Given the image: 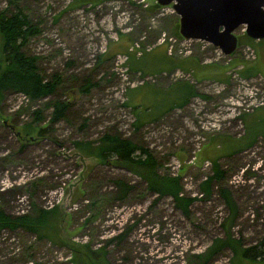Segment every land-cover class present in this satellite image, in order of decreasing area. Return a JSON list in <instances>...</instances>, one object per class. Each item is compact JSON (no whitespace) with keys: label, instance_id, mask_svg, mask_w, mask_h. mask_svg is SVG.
I'll return each mask as SVG.
<instances>
[{"label":"rangeland","instance_id":"obj_1","mask_svg":"<svg viewBox=\"0 0 264 264\" xmlns=\"http://www.w3.org/2000/svg\"><path fill=\"white\" fill-rule=\"evenodd\" d=\"M155 4L0 0V12L9 15L17 6L38 22L39 34L22 50L39 56L45 77L57 72L62 79L47 99L34 102L19 92L0 98V207L17 215L33 204L56 206L60 238L86 246L105 264H264L251 252L233 256L230 247L201 258L227 237L264 252V38L248 37L241 25L236 50L224 55L206 41H184L171 4ZM2 45L0 33V70ZM190 58L199 75L182 68ZM246 69L255 74L244 75ZM86 76L92 86L79 91ZM178 81L184 84L172 86ZM188 85L196 93L189 95ZM184 97L183 106H174ZM68 98L66 117L38 135L52 112L44 104ZM36 109L44 119L28 127ZM135 110L155 118L135 128ZM106 131L148 148L158 172L178 178L181 195L193 199L187 213L130 171L74 148L79 140L95 144ZM213 162L223 175L206 194ZM114 179L133 186L125 197H117ZM72 253L21 228L0 231V264H72Z\"/></svg>","mask_w":264,"mask_h":264},{"label":"trees","instance_id":"obj_2","mask_svg":"<svg viewBox=\"0 0 264 264\" xmlns=\"http://www.w3.org/2000/svg\"><path fill=\"white\" fill-rule=\"evenodd\" d=\"M72 2L73 4L77 3L76 1ZM83 3L94 4L95 2L91 3L89 1H84ZM155 5L160 7L157 3ZM39 32L38 22L32 23L26 13L23 12L22 8L16 6L15 12L9 15L5 14L3 11L0 12V33L3 38L2 50L6 61L4 68L0 70V98L4 92H19L30 99V101L35 102L40 99H47L57 91L62 81L60 74L56 72L48 76V78L45 77L37 65L39 56L27 54L22 50L23 45L29 41V38L39 34ZM171 66L173 65L170 64L167 68ZM245 72L244 75H249V73L255 74L247 69ZM175 84H184V82L178 81L172 86ZM91 86L92 82H90L89 78L86 76L83 78L79 91L87 92ZM141 90H143V94L145 90ZM79 91L77 90L76 92ZM194 93L196 92L192 89L189 95H193ZM72 98H75V94H73ZM71 100L72 99L69 98L68 100H52L44 104L45 108L51 107L52 112L46 127L38 125V135H42L44 131L52 130V125L56 121L66 117L65 113L69 109ZM185 100V97L184 99L182 98L179 102L175 103L174 106H183L186 102ZM135 111L136 122H133L135 128L139 127V125L145 121L143 119L149 121L155 118L143 116L139 114L137 110ZM43 119L44 117L41 114V110L36 109L34 111L33 121L27 124V126L32 127L40 123ZM262 132H264V130H262ZM29 139L34 140L37 139V137H29ZM74 148L85 156H94L102 164L130 171L145 181L147 189L150 192L158 196H170L175 206L181 208L184 213H187V207L193 199L181 195V188L178 184L177 177H172L167 174L161 175L158 172L159 163L156 162L150 150L143 145L128 137L122 136L119 132L106 131L97 138L95 144L89 140H79L74 142ZM222 175L223 172L220 170L219 165L213 162L212 175L203 183V191L208 194V185L210 181L213 178L218 179ZM113 183L120 188V193L117 195L118 198L125 197L133 187L122 179H114ZM220 192L225 197L230 209L234 210L226 190L220 189ZM58 215L59 212L56 206L50 209H44L33 204L30 213L17 215H11L0 207V231L2 229L14 230L16 228H21L34 234L38 239L46 238L53 243L63 244L73 251L72 264H100V260L102 264H105L102 258L99 259L98 257L91 256L90 252H93L86 246L69 244L60 238L57 231ZM261 244L264 245V240ZM223 247H230L233 256L237 253H244L250 256L249 252H251V258L254 260L264 258V252L261 248L258 249L257 246H254L242 249L238 241L230 239L229 237L226 239H217L215 243L209 247L207 252L201 255V258L207 259L213 253L220 251ZM102 254L100 253V256Z\"/></svg>","mask_w":264,"mask_h":264},{"label":"water","instance_id":"obj_3","mask_svg":"<svg viewBox=\"0 0 264 264\" xmlns=\"http://www.w3.org/2000/svg\"><path fill=\"white\" fill-rule=\"evenodd\" d=\"M154 1L161 6L171 4L183 38L206 41L224 55L236 50L235 30L241 25L248 37L264 38V0Z\"/></svg>","mask_w":264,"mask_h":264},{"label":"crops","instance_id":"obj_4","mask_svg":"<svg viewBox=\"0 0 264 264\" xmlns=\"http://www.w3.org/2000/svg\"><path fill=\"white\" fill-rule=\"evenodd\" d=\"M164 58L166 59V57L164 56ZM191 61H188V66H183V63H181V66H183L184 68L186 67V69H191L193 71L194 74L199 75L200 70H198L200 68L199 63L197 61H195L193 58H190ZM167 60V59H166ZM168 61V60H167ZM169 62V61H168ZM242 65V64H241ZM180 66V67H181ZM165 69V68H164ZM209 70V69H208ZM198 72V73H197ZM264 130V128L262 129ZM261 260V259H260Z\"/></svg>","mask_w":264,"mask_h":264},{"label":"built area","instance_id":"obj_5","mask_svg":"<svg viewBox=\"0 0 264 264\" xmlns=\"http://www.w3.org/2000/svg\"><path fill=\"white\" fill-rule=\"evenodd\" d=\"M183 40H184V41H189L190 39H185V38H183ZM191 40H194V39H191ZM170 47H171V46H170Z\"/></svg>","mask_w":264,"mask_h":264}]
</instances>
